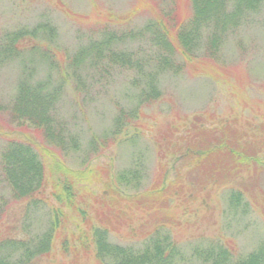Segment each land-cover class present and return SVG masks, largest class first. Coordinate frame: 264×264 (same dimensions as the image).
I'll return each instance as SVG.
<instances>
[{"label":"rangeland","instance_id":"obj_1","mask_svg":"<svg viewBox=\"0 0 264 264\" xmlns=\"http://www.w3.org/2000/svg\"><path fill=\"white\" fill-rule=\"evenodd\" d=\"M192 12L186 0H0V45L8 32L20 28L32 29L46 22L56 27L55 35L51 36L53 40L38 42L48 46L55 55V65L47 62L42 53L29 51L0 65V236L23 235L31 247L50 227L51 208H61L69 235L75 231L76 237L82 239L77 241L78 251L71 249L65 253L58 240L51 256L40 257L33 264H99L88 225L103 220L97 210L108 213L103 205L108 198L103 196L104 185L97 180L98 176H88L85 181L76 179L79 194L73 199L75 206L69 198L60 202L52 196L57 189L56 175L54 181L49 180L43 197L45 203L30 205L13 196L2 170L1 153L5 134L14 133L11 128L17 127L11 104L22 79L28 77L32 82H40L48 78L52 85L61 87L59 119L80 138L82 146L74 157L66 156L68 165L80 168L83 161L90 160L92 167L110 168L113 164L114 169H126L138 163L144 174L142 190L154 187L162 174L168 180H175L180 166L182 172L188 169L170 162L171 149L161 154L170 141L162 138L164 131H170L169 127L174 130L175 141L195 121L218 125L225 119H238L245 127L262 121L264 5L221 36L216 49L209 44L215 28L204 29L203 44L200 42L197 52L193 53L194 60L181 54V71H156L151 66L143 70L127 68L111 62L109 55L97 66L87 62L74 67L71 63L73 56L91 43L102 41L106 33L114 35L109 49L125 50L135 60L148 59L156 50L150 34L145 33L148 21L166 20L170 16L171 20L165 23L174 31L178 28L175 15L189 17ZM151 74H156L154 78L160 90V95L153 100L143 97ZM129 109L141 110V114L130 124L131 132L121 135L124 139L136 135L139 141L131 144L111 139V144L94 156V140L98 145H105L117 118ZM55 153L46 154L48 164L55 165L54 159L62 158L58 151ZM185 181L188 182V177ZM222 191L221 188L208 196L200 193L196 197L175 198L172 202L168 222L172 237L183 252L184 264H204L199 253L214 242L222 245L228 240L240 255H246L264 239L262 211L253 205L247 213L235 215L229 212ZM84 213L88 217L84 218ZM118 220L104 222L111 228L110 240L126 246H142L161 221L157 215H147L136 207L127 209ZM13 254L17 259L25 258L28 253L19 248Z\"/></svg>","mask_w":264,"mask_h":264},{"label":"trees","instance_id":"obj_2","mask_svg":"<svg viewBox=\"0 0 264 264\" xmlns=\"http://www.w3.org/2000/svg\"><path fill=\"white\" fill-rule=\"evenodd\" d=\"M186 1L192 6V15L181 17L176 14L178 17L175 15L174 20L175 24L178 23V28L174 31L165 23L166 20H171L170 16L166 20L156 18L148 21L145 33L150 34L151 42L156 48L154 56L135 60L125 50L109 49L114 35L106 33L102 41L91 43L73 56L72 65L81 67L90 62L97 66V63L107 60L109 55L111 62L126 65L127 68L143 70L144 67L151 66L156 71H181V54L194 60L193 53L197 52L200 42L203 44L204 29L209 31L211 27L215 28L209 44L216 49L221 36L237 27L247 14L264 5V0ZM55 32L56 27L49 22L32 29L24 27L8 32L0 45V65L27 51L40 52L47 62L55 65V55L48 46L38 43L40 40L44 43V39L50 41ZM156 74L147 78L149 86L143 97L149 100L160 95L154 78ZM61 93V87L52 85L48 78L40 82H32L28 77L21 80L11 104L13 121L17 127L11 128L14 133L5 134L6 142L1 153L2 170L13 196L19 201L36 206L39 202L45 203L43 197L46 196L49 180L54 181L55 175L57 189L52 192V196L60 202L69 198L72 206H75L73 199L79 194L76 179L85 181L88 176H98L97 180H101L104 185L103 196L108 198L103 202L108 213L97 210L98 217L103 220L100 223L90 222L88 228L99 264H184L183 252L179 243L173 239L168 222L170 207L175 198L196 197L200 193L208 196L222 188L229 212L235 215L244 214L254 205L264 215V116L262 121L247 127L240 125L238 119H225L218 125L195 121L175 141L174 130L169 127L170 131H164L162 138L170 141L163 147L161 154H167L166 150L171 149L170 162L188 169L182 172L180 166L175 180H168L162 174L154 187L142 190L140 188L144 174L138 163V166L136 164L134 168L126 169H114L113 164L110 168H96L89 165L90 160L83 161L80 168L68 165L66 156L74 157L81 143L80 138L71 133L59 119ZM140 111H123L117 118L114 131L110 132L106 144L98 145L94 140V156L100 155L111 144V139L123 140L121 143H137L139 138L136 135L124 139L121 133L131 132L130 124L133 120H138ZM57 151L62 158L59 156L54 159L55 165L48 164L46 154H56ZM187 177L188 182L185 181ZM186 189L189 191L186 192ZM48 206L51 208L49 204ZM135 207L147 215H157L161 221H158L150 236L143 240L142 246L113 243L110 240L111 228L104 221L111 223L113 218L118 220L126 214L127 209ZM51 211L50 227L36 240L37 244L35 242L31 247L27 245L23 235L7 238L0 236V264H33L40 257L51 256L58 240L63 253L71 249L78 251L77 241L82 239L76 237L75 231L69 235L68 226L63 221L64 210L51 208ZM83 216L88 217L86 213ZM119 222L120 220L118 224ZM230 244L228 240L222 242V245L218 242L211 243L205 251L199 253L204 264H264V239L258 248L246 255H240L235 245ZM19 248L27 250L25 258L16 259L13 251Z\"/></svg>","mask_w":264,"mask_h":264}]
</instances>
